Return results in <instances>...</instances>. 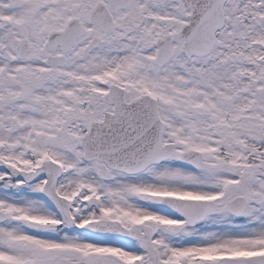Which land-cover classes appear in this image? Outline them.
Segmentation results:
<instances>
[{
	"label": "snow or ice",
	"instance_id": "obj_1",
	"mask_svg": "<svg viewBox=\"0 0 264 264\" xmlns=\"http://www.w3.org/2000/svg\"><path fill=\"white\" fill-rule=\"evenodd\" d=\"M0 264H264V0H0Z\"/></svg>",
	"mask_w": 264,
	"mask_h": 264
}]
</instances>
